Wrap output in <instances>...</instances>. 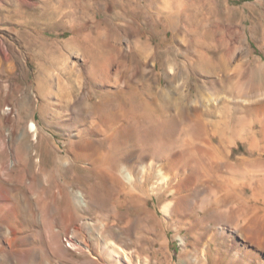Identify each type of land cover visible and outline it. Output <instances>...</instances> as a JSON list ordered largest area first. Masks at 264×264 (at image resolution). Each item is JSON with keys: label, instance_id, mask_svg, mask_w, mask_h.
<instances>
[{"label": "rangeland", "instance_id": "374dc122", "mask_svg": "<svg viewBox=\"0 0 264 264\" xmlns=\"http://www.w3.org/2000/svg\"><path fill=\"white\" fill-rule=\"evenodd\" d=\"M254 1L229 0V6L239 13L244 10L243 26L249 37L252 58L264 60V54L250 38L253 23L245 6H254ZM177 5L181 6L178 21L168 26L167 12L176 10ZM225 6L224 0H0V264H117L108 255L100 256L103 242L114 245L119 256L127 257L130 264H214L216 257L223 259V264H238L236 257L233 260L224 257L227 241L216 238L208 247H195L190 244L192 234L183 229L179 233L185 241L182 245L172 229L164 233L153 220L139 223L129 204L119 209L116 223L109 218L107 227L116 226L122 231L113 237L76 233L78 243L92 248L96 257L94 263L65 242L73 224L80 226L90 221L99 228L103 215L113 214L114 208L110 192L96 193L92 187L95 180L101 185L105 183L103 177L90 173L87 162L75 158L78 144L89 137L99 141L93 158L100 157L111 141L86 132L85 128L92 121L81 115L89 109L86 102L79 101L67 108L65 100L71 92L89 96L92 85L89 79L83 85L75 82L71 91L69 77L77 80L80 72L86 76L88 65L84 64V58L118 54L130 61L121 80L131 76L130 81L146 80L152 73L157 74L162 89L173 91L178 87L171 92L170 101L173 100L176 107L182 106L180 93L185 94L191 87L190 98H193L196 87L192 84L197 76L187 77L181 69L168 76L165 73L168 63L176 64L184 55L192 54L193 40L210 42L208 33L216 19L226 27H234L240 14L229 18ZM254 8L258 15L264 16V7ZM155 17L159 22H154ZM261 26L256 27L257 34L262 32ZM187 29L196 33L185 37L183 33ZM145 55L150 56V62L140 63L133 58ZM116 68L112 67L110 79ZM153 83L155 81H150L149 85ZM145 85L139 89L150 87ZM106 98L113 104L125 103L124 96L108 94ZM132 101L135 103L138 99L132 98ZM166 102L169 96L159 104ZM130 138L128 146L147 149L155 142H162L172 144L178 151L183 133L174 137L152 133L147 137ZM213 142L217 144L216 139ZM217 145L221 154L230 151L226 157L229 161L248 156L245 143L237 142L227 148ZM124 159H119V163L136 164L129 156L128 160ZM59 160L66 163L58 164ZM136 176L139 178L140 173L136 172ZM154 181L153 176L146 179V184ZM248 185L237 188L244 198L251 194ZM79 188L84 191L86 207L76 203ZM57 193L60 194L55 199ZM139 194L135 205H142L157 221L162 218L156 208L157 198ZM158 198L159 207L172 200L167 192ZM201 199L202 196L196 199V210L190 208L188 212L195 210L199 217L206 215L198 208L203 203ZM172 215L174 219L179 217ZM145 225L153 229L143 228ZM121 226L123 228H119ZM209 226L215 227L214 221ZM26 253H29L28 259Z\"/></svg>", "mask_w": 264, "mask_h": 264}, {"label": "bare ground", "instance_id": "6f19581e", "mask_svg": "<svg viewBox=\"0 0 264 264\" xmlns=\"http://www.w3.org/2000/svg\"><path fill=\"white\" fill-rule=\"evenodd\" d=\"M224 3V11L229 18L240 14L237 22L233 23L234 27H226L216 19L213 29L208 33L211 41L193 40L190 48L192 54L184 55L176 64L168 63L165 70L168 76L180 69L187 77L197 76L192 84L196 87L195 96L190 98L191 87L185 94L180 93L181 104L184 103L182 106L176 107L175 102L170 101L173 98L171 92L177 91L178 87L173 88V91L162 89L157 74L152 73L146 80L130 81L133 76L121 80V75L127 73L130 61L118 54L84 58V64L88 65L86 76L80 72L77 80L69 77L71 91H74L75 82L83 85L89 79L92 85L89 96L82 97L71 92L65 100L67 108L79 101L86 102L89 109L86 108V112L81 115L92 118L90 125L85 128L86 132L95 137L99 135L104 141H111L100 157L93 158L99 141L89 137L78 144L75 155L77 161L80 158L82 162H87L90 173L95 172L103 177L105 183L102 185L95 180L92 186L94 192H110L113 200V214L103 215L104 221L99 228L90 221L80 226L75 223L65 236L68 246L88 256L91 263L96 259L93 250L87 244L78 243L75 240L76 233L83 231L89 236L95 234L97 238L101 235L113 237L122 231L116 226L108 228L109 218H113L116 223L119 209L129 204L128 208L132 214H136L139 223L153 220L164 233L172 229L182 245L185 241L179 233L184 229L192 234L190 244L195 247H208L216 238H221L228 242L224 245L225 259L233 260L236 257L238 264H264V60L252 58L249 37L243 26L244 10L239 13L238 9L229 6V0H224ZM253 4L264 7V0H255ZM254 6H245L253 23L250 38L264 54V43L260 44L264 42V16L258 15ZM180 7L177 5L174 7L176 10L167 12L168 26L178 21ZM214 15L217 18L216 12ZM154 22H159V18L155 17ZM258 24L262 25L260 34L256 33ZM191 33L196 31L187 29L183 34L186 37ZM133 58L139 59L140 63L151 61L149 55ZM113 66L117 68L110 79ZM152 66H155L153 61ZM150 81H155V86H150ZM142 84L150 87L140 90ZM108 94L124 96L125 103L117 101L113 104L106 98ZM168 96L169 102L160 105V100ZM132 98H137L138 102L134 103ZM94 125H97L96 128ZM152 133H163L170 137L183 133L179 150L175 151L176 147L172 144L162 142H155L147 149L128 146L131 136L136 139ZM213 139L224 148L234 146L237 142L245 143L248 156H238L229 161L226 157L230 151L221 154L219 145ZM121 150L124 152L119 155ZM128 156L136 161L135 165L130 161L127 164L119 163V159L123 157L128 160ZM57 163L64 164L66 160ZM136 172L140 173L139 178ZM153 176L156 181L147 185L146 179ZM247 185L251 194L244 198L237 188L242 189ZM140 192L146 198H157L156 208H159L162 216L158 221L142 205H135L136 195L139 196ZM164 192L172 200L159 207L158 196ZM59 194H55L54 198L58 199ZM78 195L76 203L86 207L88 203L84 200L81 188L78 189ZM200 196L203 203L198 208L201 213H207L202 217L195 211L196 199ZM2 208L5 205L2 204ZM190 208L195 210L188 212ZM173 213L179 217L174 219ZM212 221L215 227L209 226ZM147 227L153 229L148 225L143 228ZM103 243L100 256L108 255L119 264H130L127 257L119 256L114 245ZM26 255L28 259L29 253ZM222 260L216 257L214 264H223Z\"/></svg>", "mask_w": 264, "mask_h": 264}]
</instances>
